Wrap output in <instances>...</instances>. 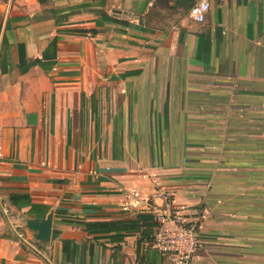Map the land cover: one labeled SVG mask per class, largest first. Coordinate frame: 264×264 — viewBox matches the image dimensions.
<instances>
[{
    "label": "crops",
    "instance_id": "1",
    "mask_svg": "<svg viewBox=\"0 0 264 264\" xmlns=\"http://www.w3.org/2000/svg\"><path fill=\"white\" fill-rule=\"evenodd\" d=\"M197 1L0 0V264H169L137 232L82 225L132 218L122 191L152 178L200 215L192 264H264V0H205L200 22ZM245 151L251 167L224 162ZM230 192L251 218L231 214ZM46 216L38 241L24 224Z\"/></svg>",
    "mask_w": 264,
    "mask_h": 264
},
{
    "label": "built area",
    "instance_id": "2",
    "mask_svg": "<svg viewBox=\"0 0 264 264\" xmlns=\"http://www.w3.org/2000/svg\"><path fill=\"white\" fill-rule=\"evenodd\" d=\"M207 8V2L199 0L191 5L188 14L200 22ZM150 182L153 186L150 192H143L136 186L123 189L119 211L128 216L151 215L155 227L151 240L143 242V250H154L169 264H192L199 247L200 215L184 218L173 206L170 191L155 178Z\"/></svg>",
    "mask_w": 264,
    "mask_h": 264
},
{
    "label": "trees",
    "instance_id": "3",
    "mask_svg": "<svg viewBox=\"0 0 264 264\" xmlns=\"http://www.w3.org/2000/svg\"><path fill=\"white\" fill-rule=\"evenodd\" d=\"M104 0H100V4H103ZM55 46L56 39L53 37L47 44V46L42 50L39 58H35L34 62L42 70L46 71L55 60ZM16 49V67L19 73L26 72L29 61L26 59L24 46L22 43H17ZM0 70H3L0 67ZM9 202L16 206H29L28 211L33 213L37 208V204L30 202L27 193L24 192H11L8 194ZM82 225L86 230H101L107 231L113 234L110 235L113 239H122L123 232H137L138 238L136 239V246L138 247L143 242H149L151 240V235L155 223L152 221L151 215L145 213H138L132 218L117 219L111 221H94V222H82Z\"/></svg>",
    "mask_w": 264,
    "mask_h": 264
},
{
    "label": "rangeland",
    "instance_id": "4",
    "mask_svg": "<svg viewBox=\"0 0 264 264\" xmlns=\"http://www.w3.org/2000/svg\"><path fill=\"white\" fill-rule=\"evenodd\" d=\"M261 145H262V148H263V146H264V139H263V137H262V143H261ZM237 155V154H236ZM249 154L245 151L244 152V155H243V159H231V160H225L224 162L225 163H229L230 165H232V166H239V167H244V166H250L251 167V165H252V163H253V161L249 158L250 156H248ZM229 157V156H228ZM228 157H226V158H228ZM237 157V156H236ZM226 158H224V159H226ZM232 166H230V167H232ZM238 176H241V173H235V172H233V171H230V173L229 174H227V175H224V179L225 178H227L228 180H229V183H232V184H235L238 180V183L240 182V180L241 179H239L238 178ZM238 178V179H237ZM245 179L246 180H252V178H251V176H248V175H246V177H245ZM263 180L261 181V183H264V178H262ZM228 183V184H229ZM231 193V192H230ZM233 194H235V193H231V194H229L230 195V198H229V203H230V205H229V208H228V210L229 211H231L232 213L231 214H233L234 212H237V211H239L240 212V210H241V212L243 213L244 212V214L246 213L247 214V216H249V217H247L246 216V218H251V216L253 215V211H252V209H250L249 207L248 208H242L241 206H237L236 207V203L237 202H234V200L236 199V197L237 196H235L234 197V195ZM236 195V194H235ZM238 195V194H237ZM243 197H245V203L246 204H248V200L251 198L247 193H245L244 194V196ZM249 198V199H248ZM264 198V196L262 197V199ZM249 203H251V202H249ZM248 206V205H247ZM244 209V210H243ZM243 210V211H242ZM263 215H264V213H263ZM246 227V230H247V228L248 229H250V231L252 230V224H248V225H245Z\"/></svg>",
    "mask_w": 264,
    "mask_h": 264
},
{
    "label": "water",
    "instance_id": "5",
    "mask_svg": "<svg viewBox=\"0 0 264 264\" xmlns=\"http://www.w3.org/2000/svg\"><path fill=\"white\" fill-rule=\"evenodd\" d=\"M25 227L33 232L34 239L38 241H46L51 233V218L46 216L44 218L26 219Z\"/></svg>",
    "mask_w": 264,
    "mask_h": 264
}]
</instances>
